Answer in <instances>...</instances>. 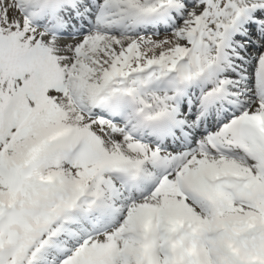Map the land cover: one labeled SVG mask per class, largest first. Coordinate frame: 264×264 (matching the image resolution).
Returning a JSON list of instances; mask_svg holds the SVG:
<instances>
[{"label": "snow or ice", "instance_id": "6c2138e0", "mask_svg": "<svg viewBox=\"0 0 264 264\" xmlns=\"http://www.w3.org/2000/svg\"><path fill=\"white\" fill-rule=\"evenodd\" d=\"M0 264H264V0H0Z\"/></svg>", "mask_w": 264, "mask_h": 264}]
</instances>
